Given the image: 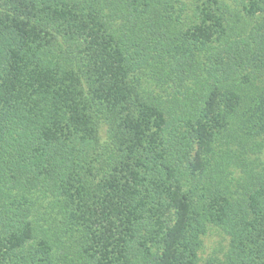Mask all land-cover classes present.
Listing matches in <instances>:
<instances>
[{"label": "trees", "instance_id": "16d2710c", "mask_svg": "<svg viewBox=\"0 0 264 264\" xmlns=\"http://www.w3.org/2000/svg\"><path fill=\"white\" fill-rule=\"evenodd\" d=\"M0 264H264V0H0Z\"/></svg>", "mask_w": 264, "mask_h": 264}, {"label": "rangeland", "instance_id": "374dc122", "mask_svg": "<svg viewBox=\"0 0 264 264\" xmlns=\"http://www.w3.org/2000/svg\"><path fill=\"white\" fill-rule=\"evenodd\" d=\"M227 246L225 239L216 229H210L207 235L203 238V247L199 252L202 260L212 254H222Z\"/></svg>", "mask_w": 264, "mask_h": 264}]
</instances>
